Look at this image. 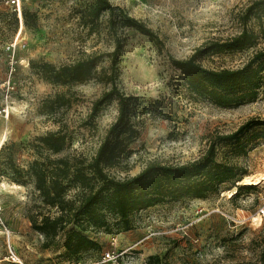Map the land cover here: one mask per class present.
Here are the masks:
<instances>
[{"label":"rangeland","instance_id":"1","mask_svg":"<svg viewBox=\"0 0 264 264\" xmlns=\"http://www.w3.org/2000/svg\"><path fill=\"white\" fill-rule=\"evenodd\" d=\"M91 1L29 0L26 22L20 25L0 0V264H74L65 255V234L53 239L33 228L34 220L59 212L44 204L29 169L46 159L91 161L118 118L117 101L94 109L111 84L94 80L58 86L42 73L46 62L62 66L85 53L112 50L105 25L100 35H88L81 24L80 10ZM110 1L143 21L165 44L160 52L140 33L120 32L125 45L116 84L136 98L131 121L139 136L110 175L130 178L152 161L192 162L207 151L214 134H231L251 121L240 141L245 153L233 145L221 146L217 153L219 162L247 170L248 179L237 185L249 189L238 197L235 187L206 200L158 205L136 214L129 231L119 230L110 218V233L88 232L101 249L84 254L82 264H96L106 252L119 255L110 264H264V86L256 102L219 108L194 97L169 61V56L187 59L208 42L240 34L241 14L254 0ZM248 27L258 30L254 21ZM263 50L264 38L259 37L251 49L200 62L211 70L239 69ZM109 65L105 61L100 69ZM61 95L68 104L51 109L48 102ZM55 132L67 141L58 154L40 142ZM254 182L259 184H249ZM78 193L71 189L69 197Z\"/></svg>","mask_w":264,"mask_h":264},{"label":"trees","instance_id":"2","mask_svg":"<svg viewBox=\"0 0 264 264\" xmlns=\"http://www.w3.org/2000/svg\"><path fill=\"white\" fill-rule=\"evenodd\" d=\"M12 15L19 24L16 15ZM26 16L24 8V23ZM80 21L88 35H100L105 25V32L112 40V50L85 53L73 63L62 66L46 62L42 65L43 77L58 86L94 80L111 84V89L95 102L94 109L117 101L118 118L91 161L46 159L34 161L29 169L44 204L59 212L54 218L46 216L41 222L34 220L33 228L53 239L65 234V255L74 264H82L84 254L101 249L88 232L105 230L110 233V218L116 220L114 226L119 230L129 231L136 214L158 205L206 200L235 187L238 190L234 197H238L243 190L249 189L237 185L248 176L247 170L226 161L219 162L217 153L221 146L233 145L235 151L243 149L241 138L252 126L248 121L231 134H214L207 151L192 162L174 165L152 161L133 177L121 180L111 176L109 171L118 167L131 153L129 146L139 136L131 121L136 98L126 96L116 84V70L125 45L120 32L134 30L149 38L160 52L165 44L143 21L114 6L110 0H92L85 4L80 10ZM240 21L243 30L232 38L208 42L187 59L169 56L171 65L183 75L188 91L197 99L219 108L231 109L256 102L264 86V50L256 52L239 69L211 70L200 62L208 56L243 52L255 47L259 37L264 38V0L251 2L241 14ZM252 21L258 27L257 31L248 27ZM105 61L110 63L109 67L100 69V64ZM67 104L61 95L47 105L53 109L55 105L62 108ZM40 142L53 154L62 152L67 143L66 136L59 132L47 134L40 138ZM71 189L79 191L74 199L69 197ZM262 259L264 263V250Z\"/></svg>","mask_w":264,"mask_h":264},{"label":"built area","instance_id":"3","mask_svg":"<svg viewBox=\"0 0 264 264\" xmlns=\"http://www.w3.org/2000/svg\"><path fill=\"white\" fill-rule=\"evenodd\" d=\"M28 1L29 0H3L5 7L8 8L11 13L16 15L20 25H23L24 23V4ZM11 257L15 261L13 254ZM117 258H119V255H115L113 252H106L96 264H110L115 262Z\"/></svg>","mask_w":264,"mask_h":264},{"label":"bare ground","instance_id":"4","mask_svg":"<svg viewBox=\"0 0 264 264\" xmlns=\"http://www.w3.org/2000/svg\"><path fill=\"white\" fill-rule=\"evenodd\" d=\"M246 179H248V177H246ZM249 184H253V185H258L259 183H256V182H254V183H249ZM15 188H18L19 186H14ZM19 189V188H18ZM235 193V192H234Z\"/></svg>","mask_w":264,"mask_h":264}]
</instances>
